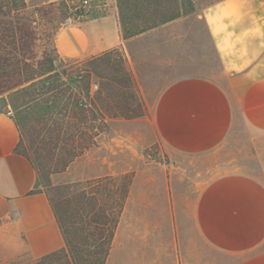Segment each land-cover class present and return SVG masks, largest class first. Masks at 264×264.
<instances>
[{
  "label": "crops",
  "instance_id": "obj_1",
  "mask_svg": "<svg viewBox=\"0 0 264 264\" xmlns=\"http://www.w3.org/2000/svg\"><path fill=\"white\" fill-rule=\"evenodd\" d=\"M203 19L227 84L189 76L161 92L151 123L164 148L178 155L217 150L240 123L252 135L264 136V0H221L203 10ZM145 35L125 40L118 11H112L63 25L55 34L54 47L63 61L94 59L119 50L131 73V43ZM20 141L14 117L0 112V264L32 261L66 245L49 197L43 190L35 192L38 172L17 151ZM103 163L113 162L103 159ZM166 181L167 198L151 188L129 193L126 202L131 199V211L123 210L119 225L125 223L127 239L134 242L131 264L139 263V242L145 248L159 239L164 246L170 237L181 251L188 244L191 264H199L201 240L227 256L226 264H264V178L232 171L216 174L202 185L196 181L187 208L171 198ZM151 210L156 212L153 217L147 213ZM165 221L170 222L168 236ZM118 228L112 246L120 239ZM181 264H189L183 255Z\"/></svg>",
  "mask_w": 264,
  "mask_h": 264
},
{
  "label": "rangeland",
  "instance_id": "obj_2",
  "mask_svg": "<svg viewBox=\"0 0 264 264\" xmlns=\"http://www.w3.org/2000/svg\"><path fill=\"white\" fill-rule=\"evenodd\" d=\"M194 1L193 14L154 29L131 43L133 56L130 73L133 85L129 100L131 118L111 121L109 130L97 138L94 147L77 158L65 171H55L51 175L53 185L87 181L95 176L130 174L132 180L130 193L131 191L136 194L143 193L149 191L145 189L151 188L152 191L161 192L167 198L169 193L166 180L168 179L171 198L175 199V202L178 199L179 205L187 208L190 206L196 181L202 185L216 174L232 171L264 178V136L252 135L243 123L239 124L238 130L217 150L200 156L170 152L155 135L151 123L155 102L169 84L189 76L205 77L225 87L227 84L214 42L203 19V10L221 0ZM23 2L25 14H21L27 15L28 18L24 20L27 22V32L22 44L27 47L25 52L32 58L30 63L35 73L36 70L39 74L43 70H48L47 58H51L55 61L57 71L56 74L52 73L49 76L54 77L52 79L59 78L64 88L71 84L73 88L69 90V96L77 92L83 94L88 85L90 92L93 85L99 86L97 92L105 86L107 92L111 89L115 90L110 85L112 83L116 86L115 81L110 82L109 76L120 75L116 72L110 74L103 66H99L98 69L95 58L63 61L57 57L54 49L55 34L69 17L75 18L81 15L74 10L80 0H23ZM93 5L96 9L90 18L106 16L112 11L115 13L118 11L119 14L117 0H94ZM122 54L125 56L124 53ZM125 65L129 70L126 58ZM23 76L28 77V75ZM10 83L5 84L12 85ZM15 90L17 89L0 96V112L12 111L14 118L17 117V112L11 106L9 96ZM46 97L39 95L30 108L40 109L38 107L45 103ZM1 98H5L6 102L1 101ZM40 116L38 112L33 113L21 128V151L30 155L32 160L41 156L47 165L54 168L60 163H57V159L51 161L46 157L44 127L38 124ZM103 159L111 160L112 165L103 163ZM41 186L46 192V186L44 184ZM124 209L131 211V199L126 202ZM147 213H150L151 217L156 215L154 210ZM130 217L131 213L128 214L129 219H127L130 221L129 224H131ZM165 222V235L168 236L172 233L167 230L170 222ZM120 228V239L112 246L113 257L106 264H131L134 242L127 239L130 234L125 223L120 224L118 229ZM170 238L164 246L159 239L145 248L142 242H139L141 247L137 249V254L139 251L141 257L137 264H181L182 255L191 264L192 250L186 247L188 244L185 242V247L181 251L175 248L171 243L173 239ZM197 252L199 264H226L229 260L223 253L209 249L202 240L199 242Z\"/></svg>",
  "mask_w": 264,
  "mask_h": 264
},
{
  "label": "trees",
  "instance_id": "obj_3",
  "mask_svg": "<svg viewBox=\"0 0 264 264\" xmlns=\"http://www.w3.org/2000/svg\"><path fill=\"white\" fill-rule=\"evenodd\" d=\"M117 2L125 40L139 37L195 12L194 0ZM24 10L23 0H0V96L17 89L10 94L9 100L17 112L14 119L20 133L30 115L35 112L41 114L38 124L44 127L46 157L51 161L57 159L60 164L52 168L41 156L32 160L30 155L21 151L22 134L17 151L29 158L37 169L39 179L35 192L42 190L41 185L46 186V194L66 245L38 259L13 264H106L130 193L131 175H108L61 185H53L51 175L55 171H65L94 147L97 138L109 130L111 121L131 118V74L121 51H110L94 60L98 69L103 66L110 74L116 72L120 75L109 76L110 82L115 81L116 86L110 84L115 90L107 92L105 86L100 92L91 94L88 85L83 94L77 92L69 96L72 85L64 88L59 78L49 76L57 71L54 60L47 58L48 70H41V74L32 69V58L22 44L27 32V22L24 20L28 18ZM5 83L12 85L6 86ZM39 95L47 96L45 103L37 106L40 109H31ZM1 101L6 102L5 98H1Z\"/></svg>",
  "mask_w": 264,
  "mask_h": 264
},
{
  "label": "built area",
  "instance_id": "obj_4",
  "mask_svg": "<svg viewBox=\"0 0 264 264\" xmlns=\"http://www.w3.org/2000/svg\"><path fill=\"white\" fill-rule=\"evenodd\" d=\"M94 0H80L79 5H77L74 10L80 12L81 15L74 17H69L64 25H71L80 22L83 19L90 18L91 14L95 11V6L93 5ZM99 90L98 85H93L91 88V93H96ZM9 115L13 116V112L9 111Z\"/></svg>",
  "mask_w": 264,
  "mask_h": 264
}]
</instances>
